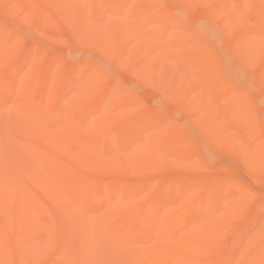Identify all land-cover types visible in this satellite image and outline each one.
Listing matches in <instances>:
<instances>
[{
	"label": "bare ground",
	"instance_id": "bare-ground-1",
	"mask_svg": "<svg viewBox=\"0 0 264 264\" xmlns=\"http://www.w3.org/2000/svg\"><path fill=\"white\" fill-rule=\"evenodd\" d=\"M181 1L227 55L160 0H0V264H264V0Z\"/></svg>",
	"mask_w": 264,
	"mask_h": 264
},
{
	"label": "rangeland",
	"instance_id": "rangeland-1",
	"mask_svg": "<svg viewBox=\"0 0 264 264\" xmlns=\"http://www.w3.org/2000/svg\"><path fill=\"white\" fill-rule=\"evenodd\" d=\"M160 1L162 2V5H164L165 10H166V12L169 15H171V16H177L180 19V22L184 26V27H182V29L184 31L191 30V31L198 32V30H202L203 28H216L218 30V33H219V38L218 39H215L212 36H207L204 33H202V35L204 36V38L206 39V41L208 43L219 46V48H220V54L223 57H224V55H227V51H228L227 45H228V43L232 39L230 38V33L231 32H229V28H227V24L223 20V17L221 15V13H219V14H217V15H215V16L212 17V16H208V7L203 6L202 4H199V3H193V4L189 5L188 7H186V5L184 4V2L181 1V0H160ZM235 2H237V0H231V3L228 6H231V5L235 4ZM242 15H243L242 16L243 19L244 18L247 19V18L250 17L249 12L247 14L245 12ZM6 16H7V18H6ZM11 16H12L11 14L7 15L3 11V7L0 4V18L1 19H7V20L14 19ZM240 24H241V20H239V25ZM213 25L215 27H213ZM35 32L34 31L31 32L30 33V36L31 37H34V39H37V40H43L44 39V37L41 35L40 32H38V31H35ZM196 38L198 40H200V35L196 34ZM58 46L59 45H56V47H58ZM60 47H62V46H60ZM64 47H65V45H64ZM65 48H63V49H65ZM78 48H79V51H80V53L82 55L85 52L87 54H89L88 52H90V50L87 49V48H83V47H78ZM80 53H79V56L81 55ZM91 54L92 53H90L89 55H91ZM225 60H226V62H230L227 59H225ZM163 67L165 68V66H163ZM121 69L123 71V68H118L116 70H119V71H115L118 76L120 75L122 77V79H124V81H126V82H134V84L139 85V89H140V91L142 93H144V91H146L144 93L146 97L150 98L149 96H151V97L153 96L151 99L154 98L155 94L158 92V90L156 88H154L153 86L151 87L149 84H144V83H142L140 81H137V79L135 77H133L128 70H126L124 68V70H126V71H123L122 72ZM256 69L257 68L255 67V69H253V71L256 70ZM257 70H259V68ZM255 72H257V71H255ZM119 73H121V74H119ZM178 75H179L178 76L179 78H184L185 81H187V82L190 80V79H188L189 78V75H186V74L182 73L181 71L178 73ZM175 79L176 78H173V80H175ZM170 82H172V81H170ZM175 82L178 83V81H175ZM175 82H174V84H175ZM180 82H182V81H179V83ZM255 82L256 81H254L253 78H248V76H246V75L244 76L243 75L242 76V79H241V82L240 83L238 82V83H239V85H241V87L242 86H247V88H249L250 92H253V91L255 92V89L257 88L256 86L258 85V83L257 82L255 83ZM169 84L171 85V83H169ZM168 88L169 87H167V89ZM150 90L152 91L153 94L150 92ZM193 90H194V93H192L191 95L194 98V101H195L194 104L196 105L197 109H200V108L203 107L202 100H205L207 102L208 97L207 96H204L200 92V88H197L196 89L195 87H193ZM149 93H151L152 95H150ZM254 98L257 99L256 97H254ZM260 102H258V110H259V112L261 111L260 114L264 117V114H263L264 113V101L262 100ZM206 108L207 107L204 106L203 109H202V111L204 112L206 110ZM170 112L171 113L173 112L175 114V116H177L180 120L183 118L181 116L182 114H180L179 112H177V110H175V108L170 109ZM175 173H176V169H173V170L169 171L167 174L169 176H171V177H174L175 176L174 175ZM243 174H245V175H243ZM243 174H242V177H243L244 183H247L250 186V187H248V185L245 184V186H246V188H247V190H248V192L250 193L251 196L253 194H251L250 188H253L252 189V192L254 193V197H252V203H254V201H257V199L259 200L260 197H261L262 201H264L263 200L264 199V197H263L264 196L263 195V193H264V181H262V180H264V175H261L262 177H260V175H259L258 178H257L258 180L256 181V177L257 176L255 178H253V176H252V178H249V177H251L252 174L250 175L249 172H245ZM247 174H248L249 177L246 176ZM244 176H245V178H244ZM254 179H255V181H254ZM261 184H262V186L260 187L259 185H261ZM254 189H256V192L257 193L260 192V194L259 193L257 194ZM257 196H259V197H257ZM253 198H254V201H253ZM46 217L47 216L45 214H43V215H41L40 218L43 221H45L47 219ZM41 253L42 252H40L39 254L32 255L31 257H32L33 260L29 261L27 264H48V263H50L49 262V258L51 257L50 255H52V249L48 250L45 254H41Z\"/></svg>",
	"mask_w": 264,
	"mask_h": 264
}]
</instances>
